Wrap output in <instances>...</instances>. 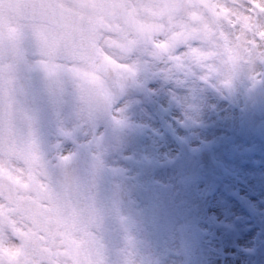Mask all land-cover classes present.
Instances as JSON below:
<instances>
[{
	"label": "flooded vegetation",
	"instance_id": "1",
	"mask_svg": "<svg viewBox=\"0 0 264 264\" xmlns=\"http://www.w3.org/2000/svg\"><path fill=\"white\" fill-rule=\"evenodd\" d=\"M118 2L0 0V29L13 20L19 21L21 26L36 22L43 31L35 39L49 46L54 38H59L69 60L73 61L68 66L75 68L74 61L87 47L93 46L102 53L100 41L113 40L116 32L111 25L117 22L114 5ZM207 2L209 0H201L202 4ZM246 3L254 4L264 12V0H246ZM5 4L10 7L5 9ZM246 18L252 20L249 16ZM139 26L154 29L153 24L144 22L139 23ZM10 27L23 35L22 27L16 28L12 24ZM26 51L30 53L31 49ZM105 59L110 58L105 56ZM257 62L259 72L253 79L246 70L254 71L255 64L250 69H242L224 83L215 77L204 79L199 70L186 65H173L146 51L141 52L135 57V75L117 102L105 111L84 115L75 110L70 83L63 80L47 82L34 66V57L30 56L29 63L18 69L26 117L31 122L37 143L46 154L48 148L58 144V154L71 156L67 174L54 169L49 172V179L54 185L67 181L70 195L91 202L89 216L95 219V223L90 235L99 245L102 264H264V184L254 185L252 181H256V177L248 180L246 176L242 178V183L237 182L239 174L235 167H231L232 170L227 174L233 182V190L227 194L226 203L216 202L219 199L218 190L195 192L188 199L185 195L186 186L178 213L174 214L178 218H173L171 213L165 212L166 194L157 192L151 195V203L159 204L154 206L155 213L157 206L162 207L163 213L158 216L153 214L150 224L146 225L148 214L142 212L147 216L145 219L136 209L139 207L136 196L139 195L140 187L135 177V187L131 188L132 197L128 199L125 196L126 201L136 209L134 220L133 217L130 219L133 227L127 225L128 220L117 213L113 215L116 220L112 226L107 225L106 228L105 225H99L103 215L98 210L102 203L104 206L109 200H119L125 191L123 185L131 184L120 168L138 167L139 159L150 161L146 163L147 166L156 163L154 156L142 152L138 154L140 144L145 143L151 148L157 145H150V141H146L154 134V117L160 119L159 116H162L166 124V127L164 123L161 124L163 129L156 130L159 135L164 128L170 133L172 125V130L182 141L180 146L185 157L180 161H192V168L197 169L195 179L201 175L212 177L210 171L217 169L212 157L218 140L205 133L215 130V121L206 122L201 119L202 116L197 117L198 111L203 110L200 106L195 105L188 114L183 100L212 105L215 99L220 98L219 92H222L231 102L247 100L254 102L255 107H261L253 110L248 106L251 113H246L245 118L250 121L247 125L249 144L238 146L237 151L229 148L231 160H227L228 164H241L244 175L249 172L247 166L260 167L257 164L262 150L259 143L264 142V62ZM172 104H184V112L171 115L169 108ZM252 111L263 117L255 122ZM189 133L195 137L190 141V151L194 149L191 153L193 160L187 156L186 135ZM17 158L15 142L10 147L7 160L4 158L3 145L0 144V231L6 224L13 233L23 231L17 225L24 218L32 220L35 225L41 211L57 198L55 190L40 178L39 170L26 172L15 162ZM181 184L188 185L185 177ZM198 184L199 181L194 185L197 191ZM42 231L44 229L38 226L33 227L36 239L44 241L47 237L40 235ZM47 251L54 252L57 257H66L71 264H77L79 250L74 236L62 239L54 249L47 248Z\"/></svg>",
	"mask_w": 264,
	"mask_h": 264
},
{
	"label": "clouds",
	"instance_id": "2",
	"mask_svg": "<svg viewBox=\"0 0 264 264\" xmlns=\"http://www.w3.org/2000/svg\"><path fill=\"white\" fill-rule=\"evenodd\" d=\"M168 0H159V4L149 5L163 11ZM5 9L10 5L5 4ZM107 7V6H105ZM246 0H209L195 7L180 5V15L196 12L197 20L203 35L199 45L201 51L186 56V66L199 70L202 78L215 77L227 83L242 69L251 68L257 62L254 53L247 47L246 41L251 30L250 22L245 14ZM140 19L145 24H153L152 16L143 13ZM166 21V17L164 18ZM231 24H239L235 31ZM10 24L20 31L10 27ZM262 27L257 29L260 40L264 42V15L261 16ZM43 30L36 22L21 26L19 21H10L0 29V144L3 145L5 160L9 158V150L15 142L18 158L15 160L26 172L39 170L40 178L55 190L56 199L43 209L32 220L24 218L18 228L22 232L13 233L5 224L0 231V264H71L66 257H57L47 248H55L62 239L74 236L78 243L79 256L77 264H102L95 239L90 235L89 215L91 202L80 196L70 195L67 181L54 185L49 179L51 170H59L67 174L71 156L60 155L56 151L58 144L47 149V154L37 143L26 117L23 89L18 80V69L29 63L34 57V66L49 83L67 81L74 93V104L77 113L84 115L94 111H105L119 99L134 75L121 69L135 65L138 53L148 52L168 61L170 49L164 47L162 36L155 29L141 28L139 24L126 31L131 32L129 39L123 33H116L111 41H100L103 52L89 46L74 61L76 67H69L68 54L59 38H54L49 46L35 39ZM238 33V36H237ZM163 30V36H167ZM154 44L156 46H154ZM31 49L30 53L26 49ZM105 56L110 59L106 60ZM176 65L175 63H172ZM86 122V121H85ZM43 203H49L43 201ZM44 229L40 235L47 237L41 241L36 239L33 227Z\"/></svg>",
	"mask_w": 264,
	"mask_h": 264
},
{
	"label": "rangeland",
	"instance_id": "3",
	"mask_svg": "<svg viewBox=\"0 0 264 264\" xmlns=\"http://www.w3.org/2000/svg\"><path fill=\"white\" fill-rule=\"evenodd\" d=\"M250 22H252V20H249ZM250 69V68H249ZM252 75V79L254 76H257V72H259V66H258V62H256L255 64V70L254 71H247L246 73L247 75ZM237 91H242V89H236ZM220 93V98L218 97L217 99H215L212 103V105H208V104H194L192 101L189 100H183L184 103H186V106L184 104H180L175 105L172 104L170 105V112L171 115L172 114H177V113H183V105L184 107H186V112L189 114V112L194 110L195 105L196 106H200L201 107V112L198 111V116L199 118H201L202 116V120L205 119L206 122H210L211 120L215 121V130L210 131L209 133H205L206 135L211 134L212 136H214L215 138H217L218 140V144L216 145L217 148L216 150H214L213 155L214 157H212V159H214V163H216L217 169L216 170H211L210 173H212V177H205L203 175L200 176V178L195 179L194 175H195V170L194 168H192L191 162L192 161H186V162H181L183 160V158L185 156H182V151H181V140H179V138L177 137V135L174 133V131L172 130V125H171V130L170 133L168 131L165 130L162 134H158V131L161 128V124L166 127L165 122L163 121L164 119L162 118V116H159L160 119H156L155 117L153 118V130H154V135L148 137V139L146 141H150V145H154L157 144L156 146H153V148H151V146L143 143L140 144L138 147V154H140L141 152L144 154H148L150 156H154L155 160L156 158L161 159L163 161H165L164 167H162L164 170L163 173H157L154 172V174H148V175H143L142 173V168L138 167H134V168H122V170H124V172L126 171H134L136 172V182L139 184H142V186L140 187L139 190V195L136 196L138 197L137 199L139 200L138 204L139 207H137L136 209H138L141 213L140 215H144V218L146 219L147 216L142 213V212H146L148 214L149 219L147 218V222L146 225L150 224V219L152 218L153 214L155 215H161L163 213L162 207L161 206H157V213H155L154 211V206L159 205V204H152L151 201L153 198H151L152 194L159 192V189H154L153 187H151L150 185L148 186L146 183L149 182L150 180L148 179L151 175L153 177H158L160 178V181H165L166 183H168L167 188L165 189V193L168 195V197H166L167 199V203L165 204V212H169L171 213V217L173 218H178V216H174V214H177V209L179 208V204H180V199L183 196V194L185 193V187L186 188V192L187 195L186 197H188V199H190L191 197H193V195L195 194V192H205L206 193V189L208 190H218V198L216 200V202H222L223 201L226 203L228 202V193L232 192V180L230 177H228V173H230V170H232L231 167H235L236 171L238 172L239 176H238V180L237 182H243L245 179L244 177H249V178H253L256 177V181H252L255 184H264V149L263 146L264 142H260L259 144H261V158L259 160V163L257 164L258 168H253V166H247V169L249 172L246 173V175L243 174V166L237 162H235L236 164H228L227 160H231V156L230 154L226 151V149L228 148H233L237 151V147L238 146H242L245 144H249L248 143V135L250 134L249 131H247V125L250 121H247L245 118L246 113H251V109L248 108V106H250L251 108L256 109H261V107H255V103L253 104L251 101H245L243 100L242 102H239V100H235L234 102H231L230 100H228L227 97H225L223 95L222 92ZM192 104H191V103ZM182 107V108H181ZM211 109V110H210ZM210 110V111H209ZM253 112V111H252ZM253 114L255 115V118H253L255 120V122L259 121V118H262V116H260L259 114H257V112L255 113V111L253 112ZM259 115V116H258ZM170 118H172V121H175V119L173 117L170 116ZM215 119V120H214ZM188 120V119H187ZM189 121V120H188ZM264 124V123H263ZM160 127H159V126ZM263 127V125H262ZM163 129V128H161ZM263 133V138H264V129L262 131ZM167 134H170V136H167ZM210 135V136H211ZM161 136V137H160ZM208 138V136H206ZM164 138V139H163ZM195 137L193 136L192 133H189L186 135V141H187V148H188V152L187 156L188 158H190V160L192 159L191 157V153L194 151V149H192V152L190 151L191 147H190V141L192 139H194ZM163 139V140H161ZM165 140V143L163 142ZM167 142V143H166ZM163 143V144H162ZM254 144V142L252 143ZM163 145V147H161ZM155 147H159V148H155ZM194 148V147H193ZM243 154V153H242ZM217 155V157H215ZM187 158V159H188ZM181 160V161H180ZM193 160V159H192ZM158 161V160H156ZM169 161V163H168ZM228 161V162H229ZM155 164L153 163L149 166H146V168H148L149 170H151L152 172L155 169ZM131 169V170H128ZM256 170L257 172L254 173L253 171ZM206 171V169H205ZM142 172V173H141ZM151 172V173H152ZM124 174V173H123ZM140 174V175H139ZM202 174V173H201ZM254 174V175H253ZM262 176V177H260ZM127 177V176H126ZM185 179L188 181V185L183 186L181 184L182 179ZM243 178V179H242ZM242 179V181H241ZM254 179V178H253ZM261 179V180H260ZM190 181V183H189ZM199 181L198 184V188L199 191L194 189V185H196V182ZM124 188V193L123 196H121V198L119 200H109L106 202V204L103 206V203L101 204V208H98V210L101 212V214L103 215V217H101L100 219L102 220L99 225H105L106 228L109 226H112L115 223L116 217L113 216L115 213L120 214L123 216L124 219H127L128 221L126 222L127 225L133 227V223L131 217H133L134 220V209L132 207V204L130 202L126 201L125 196L127 195L128 199L129 197H132V193H131V184L129 185L128 183H125L123 185ZM107 189V188H105ZM135 195V194H134ZM155 195V194H154ZM112 204V205H110ZM216 207V206H215ZM110 216V217H109ZM89 221H90V229L92 228L93 223H95V219L93 217L89 216ZM94 226V225H93Z\"/></svg>",
	"mask_w": 264,
	"mask_h": 264
},
{
	"label": "snow or ice",
	"instance_id": "4",
	"mask_svg": "<svg viewBox=\"0 0 264 264\" xmlns=\"http://www.w3.org/2000/svg\"><path fill=\"white\" fill-rule=\"evenodd\" d=\"M227 2H233V0H225V7ZM156 4H159V0H119L118 4L114 5L117 22L113 23L111 28L116 33H123L124 38L131 43L129 39L131 32L126 31V28H133L134 25L143 22L140 19L141 15L149 13L152 16L154 29L162 36V40L156 43H163L165 48L170 49L171 55L168 56L170 63L184 66L187 63L186 56L201 51L199 45L202 43L200 37L203 33L195 17L202 14L191 12L188 13L187 17L181 16L179 14L180 5L195 7L198 4H202L201 0H168V4L163 11L159 8L153 9L149 7V5ZM244 14L252 18L251 30L246 41L247 47L251 53L255 54L257 61L264 62V42L260 40V36L256 31L262 27L260 20L264 12H261L254 4L246 3ZM165 17L166 21L164 20ZM230 26L234 31L240 27L239 24L231 23ZM163 30L167 31V36H163ZM154 46L156 45L154 44ZM121 70L130 71L132 75H135V65ZM93 242L97 244L96 241ZM97 247L99 251L98 244Z\"/></svg>",
	"mask_w": 264,
	"mask_h": 264
},
{
	"label": "bare ground",
	"instance_id": "5",
	"mask_svg": "<svg viewBox=\"0 0 264 264\" xmlns=\"http://www.w3.org/2000/svg\"><path fill=\"white\" fill-rule=\"evenodd\" d=\"M191 149V148H190ZM145 159V158H144ZM156 160H158V163H157V161H156V164H155V169H154V171L152 172L151 170H149L148 168H146V166H147V164L146 163H148L149 164V162L150 161H148L147 159H145V160H140L139 159V167L140 168H142V174L143 175H148V174H154V172H157V173H163L164 171V169L162 168V167H164V163H163V160H161V159H158V158H156ZM154 162V161H153ZM160 162V163H159ZM123 168H126V167H123ZM122 173H124L125 174V176H127V178H128V182H131V188H134L135 187V185H134V182H133V179L136 177V172H134V171H125L124 172V170H122V168H120L119 169ZM128 170H131V169H128ZM152 172V173H151ZM248 180H249V177H246ZM150 181L149 182H147L146 184L149 186H151V187H153L154 189H159V192L160 193H163V194H166L165 193V189L167 188V185H168V183H166L165 181H160V178H158V177H153L152 175L148 178ZM131 180V181H130ZM141 183V182H140ZM138 184V183H136V184H138V188L139 187H141L142 186V184ZM182 183V182H181ZM165 197H168V195L166 194L165 195ZM168 199V198H167Z\"/></svg>",
	"mask_w": 264,
	"mask_h": 264
}]
</instances>
